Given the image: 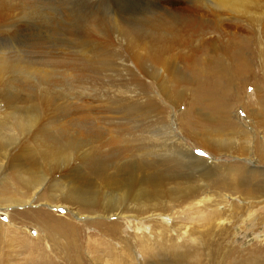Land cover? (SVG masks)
Wrapping results in <instances>:
<instances>
[{
    "label": "bare ground",
    "instance_id": "bare-ground-1",
    "mask_svg": "<svg viewBox=\"0 0 264 264\" xmlns=\"http://www.w3.org/2000/svg\"><path fill=\"white\" fill-rule=\"evenodd\" d=\"M15 2L0 0V209L46 204L62 209L65 216L42 208L10 212L8 224L15 230L5 234V224L0 222L6 264L16 258L11 244L23 234L20 227L33 226L43 231L56 258L39 252L34 264H262L258 247L238 250L228 239L230 224L235 222V227L244 220L245 212L253 216V224H263L264 170L215 164L193 154L172 130L170 113L166 115L146 81L176 108L182 105L185 90L194 93L187 110L178 116L180 133L194 146L212 155L264 163V137H256L257 128L264 133V79L263 86L254 89L256 109L248 105L245 109V118L254 123L242 126L230 120L231 73L216 54H227L228 44L211 43L214 57L200 59L194 67L174 65L176 44L183 47L194 20L191 25L173 17L176 12L160 15L156 10L145 15L84 17L80 34L86 45L94 47L78 46L80 58L64 60L68 87L88 78H105L103 84L113 88L116 96L110 112L129 122L138 109L126 107V97H146L155 120L141 127L137 140H128L118 122L117 130L111 124L89 122L79 93L68 90L61 105L59 95H34V56H29L34 52L23 47L27 32L18 27ZM195 40L185 42L190 44L182 49L192 47ZM240 49L231 59L246 67ZM207 183L219 190L216 196L199 195ZM225 197L244 204H229ZM257 207L261 214L252 215L251 209ZM126 219L136 220L137 225L123 229ZM79 225L97 231L82 234L76 229ZM144 227L149 228L147 236ZM128 229L139 236L127 235ZM245 231L240 229L239 236ZM106 240L111 246L119 241L122 249L117 252Z\"/></svg>",
    "mask_w": 264,
    "mask_h": 264
},
{
    "label": "rangeland",
    "instance_id": "rangeland-1",
    "mask_svg": "<svg viewBox=\"0 0 264 264\" xmlns=\"http://www.w3.org/2000/svg\"><path fill=\"white\" fill-rule=\"evenodd\" d=\"M193 1L195 3L194 5H192ZM199 1L200 0H197L196 2L195 0H16L15 3L18 4V7L14 14L18 18V27L23 30L24 33L27 32V36L22 42L23 47L34 52V55H29L34 56V95H42L48 98L50 96L59 95V98H57L59 99L57 104L61 105L65 100V98L63 97L68 90H70L73 94L79 93L82 95V98H80V100L82 101V106H84L85 110V116L87 117L89 122L98 123V125L100 122H104L107 125L111 124L112 126L110 127L111 129L114 128L113 130H117L114 125L116 124V122H118L120 124L119 127L122 128L120 131L126 139L137 140L139 137H141L140 130H143L141 127L145 128V125L149 126L150 124H153L155 120L153 118V105L149 104V102L146 100V97L142 95H128V97H126L125 99L126 103L124 102L126 104V107H135L136 109H138V112L140 108L142 109H140L139 113L137 111L135 112L133 121L130 120L131 123L127 119L122 120L121 116L115 115L110 112V103L116 100V96L113 93L115 91L113 88L107 87L103 84L105 82V78L100 77L103 82L99 80L95 81L94 78H88V81L82 84H75V86L70 89L68 87V75L65 71L64 60L68 57H71L72 59H79L80 57L78 52V46L81 49L85 48V50H88V48L90 47L93 49L94 47H92V45H86V43L82 39V35L80 34L82 20L84 17H89L93 15H108L110 17H114L115 14L116 16L122 14L145 15L148 13H154L153 10H156L155 13H158L159 11V14L162 12L160 15H167V13H171V15H173V13L175 14L176 12L177 15H173V17H182L185 20H188L189 23H193L194 20L193 25L190 23L192 25L191 31L185 35L188 36V39L184 36V44L189 45L190 43L186 44L187 41L191 42L195 39L197 41L195 40L196 42L191 43V45L193 46L190 48L186 46L185 48L187 49H182L185 46L184 44L182 45L183 47H180L181 45L176 44L179 50L175 47V53H173V56L177 60L174 62V65H177L180 68L185 66L194 67L195 65L192 64L194 63L198 65L200 59L202 61V59L204 60L208 57H214L211 43L219 44V46L229 45L228 47L230 49L228 52H226L227 54L224 55V53L220 52L216 54L220 56L219 58H221L222 64H224L226 68H228L229 73H231L228 80L230 92L227 96V103L229 104V108L231 109L230 113L232 114L230 115V120H232V122H237L240 125H247L249 123L253 125L254 121L249 122L245 118V109L246 105H248V107H250L251 109H256V102L258 101L253 98L254 89L257 86H263L262 81L264 79V0ZM120 4H122L123 6H121ZM117 10L119 11V13ZM189 12L195 13L191 15L189 14ZM188 14L190 18H188ZM189 35H191V39ZM14 38L15 37H13L12 39ZM70 40L75 41V44L70 43ZM193 48L196 49L193 51L191 50V52L190 49ZM237 49L243 50V56L241 57V60L247 63L246 67L236 64L234 59H231ZM195 51L201 52L197 53ZM89 56L92 59L90 53ZM244 56L245 58H243ZM121 63L124 62L122 61ZM233 74H235V78H232ZM106 76H108L107 73L105 74V77ZM146 87L148 88L149 92H151V95L154 96L156 101H158L160 105L162 103L161 107L163 110H165L166 115L168 112L170 113V126L172 130L177 133L180 138L184 141V143H186L190 147L193 154L198 157H204L205 159L215 164H240L241 167L251 166L258 170H264V163L259 160H257V162L253 159L256 162L251 163V161L248 159H237L233 157H226L223 155H212L210 152H207L204 148L194 146V143L189 141L188 137L186 138L183 134L180 133L178 127V116L183 114L187 110L189 102H192L194 93L191 92V89L185 90L182 105L176 108L174 106L169 105L170 103H166V100L158 93V90L153 83L146 81ZM146 104H148L147 108ZM127 115V118L129 119V114ZM181 118L183 117L181 116ZM131 126L135 127L134 130ZM246 130H249L250 132L251 126H248ZM256 132L258 134H255L256 137H264V133L261 128H257ZM198 152H203L204 155L200 156L197 154ZM211 189V185L207 183V185L202 188L199 195H203L206 197L216 196L219 190ZM228 198L229 197H227L226 199L225 197L226 201L229 204L234 202L244 204L242 202H238L232 197L229 199ZM28 206L29 205H26V207L15 206L12 207V209H0V222L5 224V227L3 229L1 228L3 230L2 232H5V234H7L8 231L15 230L16 228V226L8 224V218L10 216V212L12 211L22 212L25 209L35 211L38 208H42L54 214L55 216H65V213L62 209L50 208L46 204L42 206H40V204L37 206L34 204L31 205V207ZM255 210L257 211L255 212ZM261 211L262 210L259 209V207H257V209L252 208L251 214L252 212V215H255V213L261 214ZM172 212L176 213L177 211L173 210ZM227 213H229V211H227ZM245 213L246 214H243V216L245 217H242L244 218V220L236 224L235 227H233L235 222L230 224L229 233L231 234V237L229 238L230 240L228 239V244L231 243L238 250L242 249L246 251H248V249L250 248V250H252L258 247V251L260 250V253H262L260 255L259 261L260 263L264 264V222L263 224H256L255 222V225L253 224V216L250 217V215H247V212ZM73 220L76 224H79L80 220H77L75 218ZM107 222L110 221L107 220ZM124 222V227H122L123 229L128 228V225H137L136 220L132 219H128V221L126 219L124 220ZM33 227L34 228L26 230L24 229V227H20L22 228L20 231L23 233L19 236L21 240L16 239L17 242L11 244V252L16 257L12 261V264H34V255L37 256L39 252L45 254L49 253L51 255V259H56L52 258V252L50 251L51 248L49 246L50 243L47 244L46 240L43 239V231L38 230L35 226ZM242 228H246L245 235H250L251 237V239L250 237H247L249 238L248 241L245 235L242 237L239 236V230ZM76 229L82 234H88L89 232L94 233L95 231H97L96 229L94 231V229L92 228L86 229L81 225L76 226ZM127 231V235L133 236L136 234L133 229H128ZM144 231L146 233L144 234V236H147L149 228L144 227ZM107 241L108 240H106V242ZM109 241L108 244H110L111 246V241ZM118 242L119 241H117V244L116 242L112 243L111 246L117 252L122 249L120 248ZM0 250L2 251L0 253V264H6L7 259L4 255L7 252V249L4 245V241L0 243ZM203 258H205L206 261L208 260L207 257Z\"/></svg>",
    "mask_w": 264,
    "mask_h": 264
},
{
    "label": "snow or ice",
    "instance_id": "snow-or-ice-1",
    "mask_svg": "<svg viewBox=\"0 0 264 264\" xmlns=\"http://www.w3.org/2000/svg\"><path fill=\"white\" fill-rule=\"evenodd\" d=\"M197 154L200 155V156H203L204 155L203 152H198Z\"/></svg>",
    "mask_w": 264,
    "mask_h": 264
}]
</instances>
